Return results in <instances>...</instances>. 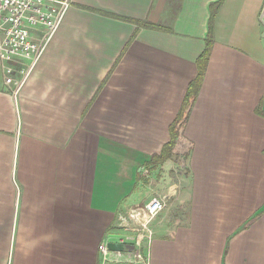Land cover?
I'll use <instances>...</instances> for the list:
<instances>
[{
  "label": "crops",
  "instance_id": "crops-1",
  "mask_svg": "<svg viewBox=\"0 0 264 264\" xmlns=\"http://www.w3.org/2000/svg\"><path fill=\"white\" fill-rule=\"evenodd\" d=\"M218 1L176 176L147 160ZM30 63L14 61L16 84L0 69V264H264V0H72Z\"/></svg>",
  "mask_w": 264,
  "mask_h": 264
},
{
  "label": "built area",
  "instance_id": "built-area-1",
  "mask_svg": "<svg viewBox=\"0 0 264 264\" xmlns=\"http://www.w3.org/2000/svg\"><path fill=\"white\" fill-rule=\"evenodd\" d=\"M71 2L72 0H0V69L7 83L17 82L12 76L14 61L26 58L33 65L39 58ZM40 33H43L42 37H38ZM163 199L153 196L145 204L148 217H154L163 208ZM136 216L138 214L132 211L129 216L120 217V225L135 220ZM141 235L118 236L114 242L126 243L131 240L133 245L138 246ZM98 248L103 259H108L111 250L105 244H100ZM113 252L115 260H118L119 251ZM134 257L140 258L138 249Z\"/></svg>",
  "mask_w": 264,
  "mask_h": 264
},
{
  "label": "trees",
  "instance_id": "trees-1",
  "mask_svg": "<svg viewBox=\"0 0 264 264\" xmlns=\"http://www.w3.org/2000/svg\"><path fill=\"white\" fill-rule=\"evenodd\" d=\"M219 1L211 4L210 9V22H209V33L205 39V47L203 51L199 54L196 59L197 65V73L196 76L189 82L186 92L183 96L181 105L177 111V114L173 121L168 126L169 138L168 140L161 146V149L158 153L152 154L147 162L153 164H161L166 159L171 157L173 151L176 146L182 143L185 139L184 130L186 127V123L191 111V107L197 97L201 81L207 66V62L209 59V53L211 49V45L213 43V39L211 37V22L215 15L216 8ZM149 27H159L154 23H146Z\"/></svg>",
  "mask_w": 264,
  "mask_h": 264
},
{
  "label": "rangeland",
  "instance_id": "rangeland-1",
  "mask_svg": "<svg viewBox=\"0 0 264 264\" xmlns=\"http://www.w3.org/2000/svg\"><path fill=\"white\" fill-rule=\"evenodd\" d=\"M42 36H43V33H40L38 35V37H42ZM187 149H188L187 146H184V145H180V146L175 147L173 154L171 155V157H169V160H170L169 162L170 163L172 162V164H173V167H171V170L169 172H172L174 175L179 176L180 174L183 173V171L187 170L186 166H183L181 171H180V167H179V165L181 163H182V165H184V163H187V159H188V154H187L188 150ZM164 171H165V168H158L156 176L157 177L162 176ZM161 195H162L161 197L163 198L164 197L163 194H161ZM156 196H158V195H156ZM152 197H150L149 200ZM118 223L120 224V220L118 221ZM116 228L119 229L121 227H120V225H116Z\"/></svg>",
  "mask_w": 264,
  "mask_h": 264
},
{
  "label": "water",
  "instance_id": "water-1",
  "mask_svg": "<svg viewBox=\"0 0 264 264\" xmlns=\"http://www.w3.org/2000/svg\"><path fill=\"white\" fill-rule=\"evenodd\" d=\"M107 248L112 251H122V250H132L134 248L133 244H126L120 242L109 241L107 243Z\"/></svg>",
  "mask_w": 264,
  "mask_h": 264
}]
</instances>
